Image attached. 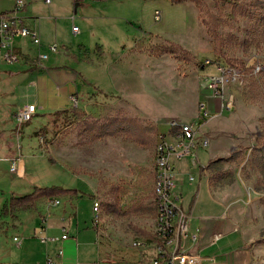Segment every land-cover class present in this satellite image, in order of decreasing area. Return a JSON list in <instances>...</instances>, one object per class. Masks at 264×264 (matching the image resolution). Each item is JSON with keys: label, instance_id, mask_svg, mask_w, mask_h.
<instances>
[{"label": "crops", "instance_id": "1", "mask_svg": "<svg viewBox=\"0 0 264 264\" xmlns=\"http://www.w3.org/2000/svg\"><path fill=\"white\" fill-rule=\"evenodd\" d=\"M99 2L100 0H50L49 3L45 0H0V13L17 9L16 13L25 26L38 28L41 40L40 47L33 44L36 53L32 54L28 52L31 40L19 39L15 49L18 50L16 52L20 61L16 63L9 64L0 58V264H45L48 254L56 264H93L95 262L89 259H81L91 249L97 254L98 264H151L150 260L155 256L152 248L133 247L132 240L122 245L109 241L96 223L91 225L92 229L83 228L87 226L85 219H75V216L78 209L85 205V200L76 187H52V190L46 186L36 188L29 194H21L20 196L33 195L32 206L17 211L14 218L19 220L21 227L25 225V230V223L31 224L32 229L27 237H10V219L4 216L10 201L9 198L2 197V188L13 189L16 177L25 178L26 162L19 153L15 115L28 103L36 106L32 119L44 117V121H49L47 116H53L55 120L53 130L50 123L44 125V135L41 137L39 156L43 155L48 159L53 157L50 155L51 147L43 152L45 141L49 144L58 138L59 142H69L62 130L68 128V120L72 123L73 107L85 113L82 118L94 112L98 118L102 113L107 118L108 113L134 109L138 115L156 120L159 133L167 140L173 138L175 130L170 127V118L190 122L197 135L207 137L209 143L196 149V165L189 156V165L182 158L175 161L174 192L177 194V204L179 208L189 212V230L197 234L195 242H184V248L201 255L202 260L197 264H264V242H256L259 237L255 226L244 222L237 209L214 194L209 183L213 165L228 157L236 143L229 136L231 127L221 121L232 111L223 104L222 99L209 96L208 91L203 88L201 77L209 69L206 67L208 64L204 66L207 54L211 53L209 47L199 39L198 34L196 38L193 35L192 39L186 37V40L178 38L169 41L184 49L190 57L202 59L197 74L193 71L180 79L176 63L170 55L157 56L147 49L148 42L150 47H156L158 42L160 45L161 41L157 38L149 37L146 44L137 41V36L133 40L116 41L115 44L107 43L104 46L97 43L96 54H93L106 56L103 70L99 73L94 70L99 66L98 59L90 58L93 55L84 44L80 43L75 48L65 44L67 36L72 32V25L77 24V20L82 24L83 19H88L84 10L95 7ZM55 14L69 18L67 27L62 32H59V26L53 17ZM78 26L77 33H80L81 27ZM51 43L58 45L57 51L39 63V52H45L47 45ZM51 56H54V61ZM215 72L217 73L216 68ZM149 106L155 107L156 111L160 110V113L167 112L159 118H151L145 112ZM78 139L74 141L90 142L91 145L76 146L73 156H60V160L78 168L80 157L85 154V158H88L86 165L91 170H84L83 174L89 183L86 188L91 190L88 196L93 210L97 189L91 182L90 172L103 166L101 161L100 166H93L95 162L92 160H102L101 156L104 154L109 157L117 140L111 134H105L100 139L93 136L90 139ZM132 147L139 157L141 145H132L127 150L131 151ZM30 152L26 151V157L31 158ZM71 159H74V163ZM13 160L18 165L17 174L10 171ZM8 176L10 180H7ZM154 176L153 173V182ZM4 180L8 181L5 185ZM29 211H32L33 217L26 220ZM12 224L14 227V220ZM70 224L76 228L75 236L68 227ZM65 233L66 238H63ZM215 235L218 236L217 240L214 239ZM42 236L56 239L42 242ZM10 243L14 245L13 248L12 245L7 248Z\"/></svg>", "mask_w": 264, "mask_h": 264}, {"label": "rangeland", "instance_id": "2", "mask_svg": "<svg viewBox=\"0 0 264 264\" xmlns=\"http://www.w3.org/2000/svg\"><path fill=\"white\" fill-rule=\"evenodd\" d=\"M156 10L160 12V20H154ZM83 13L89 17L83 19L84 24L77 20L81 32L73 34L70 31L65 44L72 48L80 43L84 44L93 55L90 58L98 59L99 66L94 70L99 73L103 70L106 56L95 55L97 43L104 46L107 43L115 44L116 41L119 43L127 39L133 40L137 36L140 38H137V41L141 44H146L145 41L149 37L160 40V45L158 42L156 47H150L148 42L147 49L157 56L170 55L176 63L180 79H184L193 71L197 74L202 59L197 56L190 57L184 49L169 42L178 38L192 39L193 35L196 38V34L210 49L211 53L207 54L206 58H213V47H217L226 59L225 64H230L232 66L228 67L237 70V81L229 80L223 89L227 96L219 98L224 104L231 95L229 97L233 101L229 109L232 112L221 121L231 127L229 136L236 140L232 147L235 152L229 159L222 158L213 165L209 183L214 194L228 202L230 207L237 209L244 222L255 226L258 239H264V152L257 150L264 142V13L256 4V0H100L95 7H89ZM61 15H53L59 32L66 29V22L69 20L68 16ZM77 24L75 25L78 26ZM29 43L28 52L35 54V46L32 42ZM51 53L48 52V55ZM54 59V56H51V60ZM246 63L248 67L244 68ZM257 64H260L259 70L255 68ZM206 67L209 68L206 75H215L214 64H208ZM134 111L117 110L108 113L107 118L102 116L104 113H100L101 117L98 118L94 112L82 118L85 113L73 107L72 123L68 120V128L62 130L69 142H59L58 138L49 144L45 141L43 152L51 147L50 155L54 161L46 156H39L41 137L44 135L43 127L50 123L53 130L56 125L53 116H47L49 121H44V117H35L18 124L16 132L19 153L26 162L25 178L16 177L13 189L3 187L2 197L9 198L11 202L12 197L32 193L36 188L76 187L79 195L84 196L85 200V205L78 209L75 216V219H85L87 226L83 228L92 229L91 225L96 223L103 235L117 245L127 244L139 238V235L147 238L151 235L155 222L152 186L154 152L158 142L164 141L165 138L159 133L156 120L144 118L142 114L138 115ZM159 111L149 106L145 112L151 118H159L167 112ZM105 134L114 135L118 144L115 142L109 157L104 154L101 156L102 160H92L95 162L93 166H100V161L103 166H97V171L90 172L91 182L97 189L96 200L99 202L95 218L88 196L91 190L86 188L89 183L83 174L84 170H91L86 165L88 158L83 154L79 159V167L75 168L67 162H62L60 156H73L74 147L91 145L90 142L74 141L79 137L90 139L93 136L100 139ZM132 145H141L139 157L133 147L131 151L127 150ZM26 151H31V158L26 157ZM182 159L189 165V158ZM70 161L74 163V159ZM8 179L10 180L9 176ZM7 180H4L3 185L8 183ZM10 202L8 211H4V216L10 219V237H27L32 226L25 223L26 230L25 225L21 227L19 220L14 218L17 212H11ZM31 212H28L26 220L32 219ZM68 227L74 234L75 226L70 224ZM11 245L14 247L10 243L7 248ZM85 254L81 259L86 258L95 262L93 264H98L97 254L92 249Z\"/></svg>", "mask_w": 264, "mask_h": 264}, {"label": "built area", "instance_id": "3", "mask_svg": "<svg viewBox=\"0 0 264 264\" xmlns=\"http://www.w3.org/2000/svg\"><path fill=\"white\" fill-rule=\"evenodd\" d=\"M45 2L49 3L50 0H45ZM16 10L0 13V58L9 64L20 61V56L15 50L19 39L29 38L35 46H41L38 30L25 26ZM153 17L154 20H160V12L156 10ZM71 29L72 32H79L75 24L72 25ZM46 48L48 52H56L58 45L51 43ZM48 52H39V63L48 58ZM204 63H209V59H206ZM213 64L217 74L202 76L201 80L203 88L208 91L209 96L221 98L224 96L225 84L229 80L237 81L239 74L233 67L224 66L216 61ZM255 68L259 70L260 64H257ZM224 105L228 109L231 108L233 105L231 97L225 100ZM35 112V104H26L17 111L16 122L21 124L31 120ZM169 124L175 129L173 138L158 142L155 149L153 182L155 222L153 230L147 238L132 240L131 245L141 249L152 248L155 256L150 260L151 264H197L202 260L201 255L184 248V242H195L197 234L191 233L189 230V212L182 210L177 204V194L174 192L176 186L175 161L189 156L192 163L196 165V149L199 146H207L209 140L207 137H199L190 122L184 123L177 118H170ZM10 171L18 173L16 160L11 162ZM97 208H99V202L94 200L95 218ZM62 237L66 238V233ZM55 239V237H40L42 242L54 241ZM214 239L217 240L218 236L215 235ZM45 264L56 263L54 258L48 254L45 258Z\"/></svg>", "mask_w": 264, "mask_h": 264}, {"label": "trees", "instance_id": "4", "mask_svg": "<svg viewBox=\"0 0 264 264\" xmlns=\"http://www.w3.org/2000/svg\"><path fill=\"white\" fill-rule=\"evenodd\" d=\"M256 4H258L261 8L262 11L264 13V0H256ZM213 58H208L209 59V63H204V66L207 64H213L215 61L224 65V66H232L230 64H225L226 59H224V55L220 52V50H218L217 47H213ZM248 67V63H246L244 65V68ZM258 151H262L264 152V142L257 148ZM235 150L234 148L231 149L230 151V155L228 157H226L225 159H229L231 157V154L234 153ZM49 160L54 161L53 159L49 158ZM49 189H54V188H49ZM32 197L33 195H25V196H14L11 198V202H10V206L12 211L11 212H17L20 211L22 209H26L28 207L32 206ZM256 242H264V239H256Z\"/></svg>", "mask_w": 264, "mask_h": 264}, {"label": "bare ground", "instance_id": "5", "mask_svg": "<svg viewBox=\"0 0 264 264\" xmlns=\"http://www.w3.org/2000/svg\"><path fill=\"white\" fill-rule=\"evenodd\" d=\"M173 128V127H172ZM97 213H98V208H97Z\"/></svg>", "mask_w": 264, "mask_h": 264}]
</instances>
